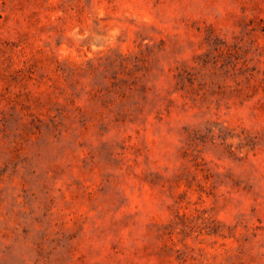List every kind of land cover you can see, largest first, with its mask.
Masks as SVG:
<instances>
[{"label":"rangeland","instance_id":"374dc122","mask_svg":"<svg viewBox=\"0 0 264 264\" xmlns=\"http://www.w3.org/2000/svg\"><path fill=\"white\" fill-rule=\"evenodd\" d=\"M0 264H264V0H0Z\"/></svg>","mask_w":264,"mask_h":264}]
</instances>
